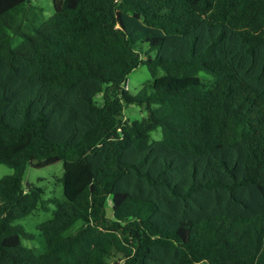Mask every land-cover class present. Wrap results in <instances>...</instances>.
<instances>
[{"label":"trees","instance_id":"trees-1","mask_svg":"<svg viewBox=\"0 0 264 264\" xmlns=\"http://www.w3.org/2000/svg\"><path fill=\"white\" fill-rule=\"evenodd\" d=\"M0 164V264H264V0H0Z\"/></svg>","mask_w":264,"mask_h":264},{"label":"rangeland","instance_id":"rangeland-1","mask_svg":"<svg viewBox=\"0 0 264 264\" xmlns=\"http://www.w3.org/2000/svg\"><path fill=\"white\" fill-rule=\"evenodd\" d=\"M33 5L39 6L43 10V18L47 19L53 14V0H31ZM146 48V45L143 46ZM151 79L150 74L145 65H139L127 77L124 87L133 95L141 87L142 84L147 83ZM100 105L102 104V95L98 94L95 97ZM143 117L141 108L136 104H125L123 107V118L128 121L139 120ZM161 139V129H156L150 134L151 140ZM13 173V169L0 164V178ZM63 167L61 162L43 167L33 168L28 166L23 173V182L26 186L40 187L43 190V199L48 201L50 199L62 202L64 200L63 187L58 181L62 177ZM56 209L54 203L47 204L45 210L38 209L31 215L18 220L17 223L24 227V229L32 235L29 240H23V245L32 249L35 253H42L44 250V239L39 233L38 227L53 217V212ZM107 218L112 217L110 203L105 206ZM77 222L74 228L79 226Z\"/></svg>","mask_w":264,"mask_h":264}]
</instances>
